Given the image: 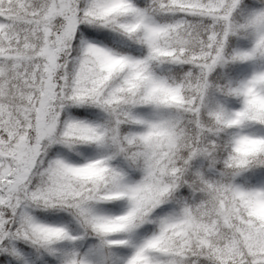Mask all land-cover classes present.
Segmentation results:
<instances>
[{"label": "snow or ice", "instance_id": "obj_1", "mask_svg": "<svg viewBox=\"0 0 264 264\" xmlns=\"http://www.w3.org/2000/svg\"><path fill=\"white\" fill-rule=\"evenodd\" d=\"M0 264H264V0H0Z\"/></svg>", "mask_w": 264, "mask_h": 264}]
</instances>
